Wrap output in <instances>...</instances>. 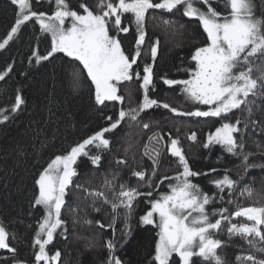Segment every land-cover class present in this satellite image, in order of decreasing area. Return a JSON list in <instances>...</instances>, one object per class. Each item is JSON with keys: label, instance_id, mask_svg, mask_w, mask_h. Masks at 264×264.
Listing matches in <instances>:
<instances>
[{"label": "trees", "instance_id": "trees-1", "mask_svg": "<svg viewBox=\"0 0 264 264\" xmlns=\"http://www.w3.org/2000/svg\"><path fill=\"white\" fill-rule=\"evenodd\" d=\"M32 10L54 13V4L48 0H31ZM71 10L82 13L80 5L87 4L97 11L98 0H67ZM253 15L264 20V0H251ZM218 11L224 12L223 0L214 4ZM18 7L11 0H0V42L6 38L15 25ZM122 18V26L129 27L127 34L121 33L120 39L126 54L134 51L136 40L135 24L127 18ZM168 20L171 23L165 24ZM145 42L142 45L141 57L134 67L141 71L145 64H152L150 48L158 41V50L153 67L155 90L150 91L151 98L184 112L207 110L206 105H197L188 101L181 93V85L169 87L163 79H190L195 61L191 59L194 51L209 43L207 34L195 19L185 17L182 10L168 13L163 10H150L145 21ZM111 32V28H110ZM51 37L39 31V25L33 21L22 26L19 34L9 45L0 50V72L12 66V72L0 81V110L9 109L6 113L9 120L0 124V224L9 232V244L16 249L13 256L7 250L0 249V264H36L35 254L38 246L34 245L38 222L44 212L39 206H33L38 185L35 181L57 155L66 154L72 146L102 130L118 118L121 108L136 107L142 102L143 91L140 81L133 79L120 85L119 94L124 97V103L106 102L99 106L94 100V85L81 73L79 87L72 85L74 64L69 58L57 54L51 61L39 65L34 63V54H47L50 50ZM259 64L260 62L257 61ZM264 71V66L261 68ZM260 71H254L253 76H259ZM20 94L25 100L21 110L10 111L15 102V96ZM252 101V113L247 110H234L229 113V122L239 120L241 131L236 133L238 143L243 145L239 155L227 153L221 146L204 147L209 134L225 121L220 118H197L177 116L168 109L153 107L139 117V122L125 119L113 132L106 133L111 143L108 150L101 152L99 166L93 165L87 157H80L74 166L77 175L73 177L72 185L65 196L66 204L61 213V219L66 222V231L57 230L52 244L46 248L49 256L60 253L59 264H107L110 253L106 247L109 240L116 243L115 255L124 264H155V247L159 241V229L154 225H144L141 217L151 210L150 201L159 195L170 192V185L175 181L164 180L165 176L175 177L181 169L176 158L168 151L170 138L179 139L184 155L191 169L195 172L208 173L193 177V183L210 196L217 197L207 206L211 213L214 210L227 208L225 215L231 217V224H250L244 217H232L238 208L264 206V168H245L243 155L251 153L248 163L264 164V94L249 97ZM243 107V106H242ZM111 116L112 120L107 117ZM147 122L149 128L144 129L142 123ZM154 133L163 136L156 175L150 178L152 160L146 156L145 149H151L149 137ZM192 133L196 140L189 139ZM92 149L91 154L96 153ZM117 160L126 163L117 164ZM211 169H216L211 172ZM145 171V181H150L152 187H140L141 192L153 191L151 197L140 196L135 202L130 219L127 220L131 236L125 242L122 235L125 221L121 216L115 222V232L108 225L112 221L110 204H103L101 198L90 193L103 192L111 201L114 193L104 187L106 178L113 181L118 190L120 184L136 187L138 178L134 171ZM227 174L236 181L234 191L225 188L219 193L214 179ZM113 176L117 177L113 180ZM81 185L77 188L76 185ZM245 188L251 189V195L241 193ZM223 196V200L219 198ZM99 208L100 211H96ZM121 213L122 209L118 210ZM219 216H212L215 221ZM103 224L105 227L101 228ZM229 221L224 220L221 228L213 238L222 241V247L217 249L224 264H242L237 257L253 255L264 259V242L257 246L227 232ZM252 239V238H249ZM178 258L174 255L172 262ZM196 264H201L200 258L193 257ZM43 264V262H41ZM56 264V262H52Z\"/></svg>", "mask_w": 264, "mask_h": 264}, {"label": "snow or ice", "instance_id": "snow-or-ice-1", "mask_svg": "<svg viewBox=\"0 0 264 264\" xmlns=\"http://www.w3.org/2000/svg\"><path fill=\"white\" fill-rule=\"evenodd\" d=\"M39 2V0H37ZM54 4V13L48 15L44 12L32 10L31 0H11L12 5L18 7L15 25L11 28L6 38L0 42V50H4L9 43L18 36L22 26L30 21L39 25V31L51 37L50 50L45 55L38 52L34 54V63L41 64L51 61L57 54L69 58V63L74 64L72 72V85L79 87L81 73L94 85V100L99 106H105L106 102L124 103V97L119 94L120 85L133 79L140 81L143 91V99L136 107L121 108L118 118L110 126L84 139L72 146L66 154L55 156L48 166L35 181L38 185V194L35 195L33 206L42 208L44 215L38 222V230L35 233L34 247L38 246L35 254L36 264H59L60 253L49 256L46 248L52 244L58 229L66 231V222L61 219L62 210L65 207V196L72 185L73 177L77 175V161L80 157H87L93 165L99 166L101 152L108 150L111 141L105 138L106 133L113 132L125 119L139 122L141 113L156 107L168 109L177 116H190L197 118H220L225 121L216 128L213 134H209L205 148L219 145L227 153L233 156L239 155L243 145L238 143L236 133L241 131L240 121L229 122V113L236 109L247 110L252 113V101L249 97L264 94V20L253 15L251 0H223L225 11L222 13L214 7L221 0H98L97 11L93 12L87 4L82 3V13L71 10L67 0H48ZM150 10H163L172 13L182 10L185 17L195 19L207 34V46L199 47L194 51L191 59L195 61L194 70L190 79H163V83L169 87L181 85V93L188 101L197 105L208 106L207 110H194L184 112L171 107L168 103H161L151 98L150 91L155 90L153 67L155 64L158 41L150 48L152 64H145L141 71L134 66L141 57L142 45L145 42V21ZM127 16L135 24L136 40L134 51L126 54L122 47L120 34H127L130 29L122 26V18ZM66 21H70V27H65ZM165 24L171 23L168 20ZM111 28V32H110ZM257 61L260 63L258 64ZM254 71H260L259 76H253ZM12 72V66H8L0 72V81ZM25 104L22 95L15 96V102L11 106L12 113L19 112ZM243 106V107H242ZM9 109L0 110V124L9 120L6 113ZM112 120L111 116L107 117ZM144 129L149 128L147 122L142 123ZM189 139L195 141L196 134L192 133ZM163 136L154 133L149 137L151 149H145V155L152 160L150 178H154L157 171L160 155V146ZM169 154L176 158L181 171L175 177L165 176L164 180L175 181L170 185V192L159 195V198L150 201L151 210L147 211L140 219L144 225H154L159 229V241L155 247V264H170L175 255L178 259L174 264H196L193 257L200 258L201 264H224L217 249L222 247V241L214 239L216 231L221 228L224 220H228L230 226L227 232L231 236H239L245 239L250 246L256 247L257 242H264V206H252L238 208L232 217H244L251 223H242L239 226L231 224V217L225 215L227 208L214 210L211 213L207 206L217 197L203 192L199 185L193 183L192 178L208 173L195 172L191 169L188 159L184 155L179 139L170 138L167 145ZM96 149L95 154H91ZM251 153L243 155L245 168H264L261 163H248ZM117 164L126 163L117 160ZM216 169H211L215 172ZM147 173L143 170L134 171L133 176L143 184L136 187H128L120 184L118 190L113 186V181L106 178L104 187L114 193V199L109 200L103 192L90 193L101 198L103 204H110L112 221L108 225L115 232V222L121 216L125 221L122 235L125 242L131 236V229L127 223L134 207V202L140 196L151 197L153 191L141 192L140 187H152L150 181H145ZM117 177L113 176V180ZM219 193L225 188L234 191L236 181L227 174L222 178L211 181ZM77 188L81 185L77 184ZM251 195V189L245 188L241 193ZM223 200V196H219ZM123 212L121 213L120 210ZM100 211L99 208H95ZM212 216H219L213 221ZM101 228L105 227L103 224ZM9 232L0 224V249L7 250L13 256L16 249L9 244ZM252 238V239H249ZM106 247L110 253L107 264H124L120 257L115 255L117 245L109 240ZM258 250L264 251V248ZM242 264H264V259H257L253 255L237 257ZM18 264V262H17Z\"/></svg>", "mask_w": 264, "mask_h": 264}, {"label": "rangeland", "instance_id": "rangeland-1", "mask_svg": "<svg viewBox=\"0 0 264 264\" xmlns=\"http://www.w3.org/2000/svg\"><path fill=\"white\" fill-rule=\"evenodd\" d=\"M65 27H70V21H66Z\"/></svg>", "mask_w": 264, "mask_h": 264}]
</instances>
